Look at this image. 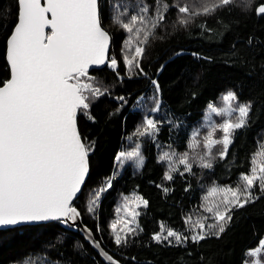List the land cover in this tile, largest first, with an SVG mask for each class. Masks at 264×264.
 <instances>
[{"label": "trees", "instance_id": "16d2710c", "mask_svg": "<svg viewBox=\"0 0 264 264\" xmlns=\"http://www.w3.org/2000/svg\"><path fill=\"white\" fill-rule=\"evenodd\" d=\"M164 2L170 5L169 11L156 38L145 46L141 73L140 68L129 72L123 61L126 33L111 21L113 6L119 5V12L126 10L131 16L148 5L149 15H153L156 0H100L101 21L112 36L109 59L114 57L117 67L107 64L89 70L107 93L91 103L94 121L78 114L82 138L95 143L89 153V177L73 206L102 245L123 264H245L249 251L264 239V194L258 189H254L258 199L232 210V219L219 236L193 242L190 237L198 229L186 221L188 217L192 222L208 217L206 226L214 223L205 210L211 199H203L210 187H235L240 174L252 167L254 156L264 162V14L256 12L264 0H251L247 6L244 0H235L210 15L192 17L187 26L177 23L173 0ZM213 2L181 0L194 10ZM17 16V0H0V85L10 78L7 40ZM229 92L237 96L234 107L251 104L246 126L235 131L225 159L216 155L217 145L213 167L202 168L198 162L205 152L202 141L211 130L204 124L206 110L210 104L226 107L223 97ZM157 105L159 110H154ZM225 118L220 116L217 121ZM146 119L157 122L155 135L138 134ZM197 131L199 136L194 139ZM220 135L215 133L216 138ZM137 149L139 158L117 159L120 153ZM165 153L173 160L188 153L192 172L183 176L173 172L172 180L165 179L169 161L160 159ZM177 166L184 171L183 165ZM109 178L111 187L98 202L97 194ZM137 193L147 206L140 200L135 209L139 215L133 221L123 205ZM93 199L95 210L89 212ZM114 223L115 232L122 235L134 229L126 244L115 243ZM168 230L189 239L184 243L175 237L162 242L153 239L156 234L167 235ZM35 258L40 264H109L79 227L69 229L61 221L0 229V264H31Z\"/></svg>", "mask_w": 264, "mask_h": 264}, {"label": "snow or ice", "instance_id": "6c2138e0", "mask_svg": "<svg viewBox=\"0 0 264 264\" xmlns=\"http://www.w3.org/2000/svg\"><path fill=\"white\" fill-rule=\"evenodd\" d=\"M244 2L247 6L251 0ZM17 3V22L7 40L10 78L0 86V226L50 220L74 222L80 213L73 206V200L81 192L88 175L89 153L95 143L81 137L77 117L82 113L94 121L91 103L107 93L89 70L106 62L112 69L117 67V60L109 59L108 55L111 36L102 27L99 0H44L43 4L41 0H17ZM234 3L235 0H214L212 4H202L199 10H194L181 0H173L171 8L177 13V23L187 26L194 16L210 15L217 8ZM156 4L153 15H149L148 5H143L131 16L126 10L119 12V5L113 6L115 14L111 21L126 33L123 48L127 54L123 55V61L129 72L140 68L145 46L150 39L156 38V30L169 11L170 5L164 0H156ZM256 12L264 14V4H260ZM140 72L143 73V68ZM153 83L159 89V85ZM117 99L123 101L124 97ZM223 99L228 102L227 108L209 105L217 115L227 118L203 137L205 152L198 161L202 168L213 167L212 161L216 158L213 149L217 145L220 148L216 155L221 160L227 157L235 131L246 126L251 110V104L233 106L232 102L237 100L234 92H229ZM154 110H159V106ZM158 131L157 122L146 119L138 134L155 135ZM217 131L221 133L219 138L215 137ZM198 136L197 131L194 139ZM134 157H140L138 149L122 152L117 159ZM160 159L169 161L167 180L173 179V172L181 176L184 172H192L188 153L181 154L177 160L165 153ZM138 164L142 166L143 160L139 159ZM178 164L184 166V171H180ZM254 189L264 194V162L257 164L255 156L252 167L240 174L235 187H210L203 199H211L205 210L212 214L214 223L206 226L204 221L208 217L195 222L188 217L186 222L198 229L191 235V240L198 243L223 233L232 219L233 209L243 208L259 198ZM96 199L90 201L89 212L95 210ZM135 200H141L147 206V201L141 197ZM123 208L135 221L139 213L130 209L128 202ZM112 228L115 232V223ZM133 231L129 228L123 235L115 232V243L126 244L128 233ZM168 237H175L178 243L189 239L172 230H168L167 235L156 234L153 239L162 242ZM261 252H264V240L249 255ZM107 259L112 264H119L111 256Z\"/></svg>", "mask_w": 264, "mask_h": 264}, {"label": "water", "instance_id": "95a60500", "mask_svg": "<svg viewBox=\"0 0 264 264\" xmlns=\"http://www.w3.org/2000/svg\"><path fill=\"white\" fill-rule=\"evenodd\" d=\"M41 2H42V4L44 3V0H41ZM99 8H100V0H99ZM102 27H104L103 26V24H102ZM105 28V27H104ZM105 30H106V28H105ZM46 31H50V29L49 30H46ZM109 32V31H108ZM110 34V33H109ZM110 36H111V34H110ZM111 44H112V36H111V42H110V45H109V53H110V49H111ZM109 53H108V55H109ZM107 65V62L104 64V65H100V66H93L92 68H90V70L91 69H94V68H101V67H104V66H106ZM0 86H2V85H0ZM77 124H78V117H77ZM78 129H79V125H78ZM80 131V130H79ZM81 134V133H80ZM82 137V136H81ZM88 164H89V171H88V175L86 176V178H85V182H84V184L82 185V187H81V192H82V190H83V187H84V185H85V183H86V181H87V179H88V177H89V174H90V161H89V158H88ZM81 192L80 193H78L77 194V196H76V198H74V200H73V203H74V201L76 200V199H78V197H79V195L81 194ZM75 207V206H74ZM77 209V208H76ZM77 211H78V209H77ZM79 212V211H78ZM80 213V212H79ZM50 221H54V220H50ZM50 221H32V222H21V223H18V224H15V225H6V226H0V229H7V228H11V227H15V226H19V225H25V224H36V223H46V222H50ZM61 223L65 226V227H67V228H69V229H76V228H80L81 229V231H82V233L84 234V236H85V238L86 239H88V240H90L91 242H92V244L94 245V247L96 248V250L101 254V256L103 257V259L105 260V261H107L109 264H112V261H110V260H108L107 259V256H111V257H113V259L115 260V261H118L119 262V264H123L122 262H120L117 258H115L103 245H102V243H101V241H99L97 238H96V236H95V234H94V232L89 228V227H87L85 224H84V222H83V220H82V217H81V214H80V217L76 220V221H68L67 223H63L62 221H61ZM98 245V246H97ZM105 253L107 254V256L105 255Z\"/></svg>", "mask_w": 264, "mask_h": 264}, {"label": "rangeland", "instance_id": "374dc122", "mask_svg": "<svg viewBox=\"0 0 264 264\" xmlns=\"http://www.w3.org/2000/svg\"><path fill=\"white\" fill-rule=\"evenodd\" d=\"M212 105L213 107H216L219 109V106L215 105V104H210ZM228 107V102H227V106L224 107V108H227ZM220 116L217 115V113L213 112L211 108L208 107V109L206 110V113H205V117H204V124L206 126H209L210 128H212L213 126H216V125H219L220 123L217 121V119L219 118ZM227 118V117H226ZM264 144V141L263 143ZM256 163L259 164L261 163V160L256 158ZM111 184L112 183V180L111 178H109L105 184L103 185V187L101 189H104L103 191H99V195H98V199L97 201L99 202L100 198L104 195V193L107 191V189L109 187H107L108 184ZM136 197H141L140 194H134L132 199H129L127 202L129 203V208L130 209H136L137 208V205L140 204V200H135ZM135 200V203H131V201ZM142 202V201H141ZM264 240V239H263ZM257 249V248H256ZM254 250V249H252ZM250 250V251H252ZM249 251V253H250ZM31 264H40V261L39 259L35 258V259H32L29 261ZM245 264H264V252H261L259 253L258 255H249V259L245 262Z\"/></svg>", "mask_w": 264, "mask_h": 264}, {"label": "bare ground", "instance_id": "6f19581e", "mask_svg": "<svg viewBox=\"0 0 264 264\" xmlns=\"http://www.w3.org/2000/svg\"><path fill=\"white\" fill-rule=\"evenodd\" d=\"M115 257V256H114ZM118 259V258H117Z\"/></svg>", "mask_w": 264, "mask_h": 264}]
</instances>
